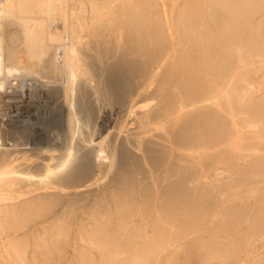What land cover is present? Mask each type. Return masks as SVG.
I'll use <instances>...</instances> for the list:
<instances>
[{
	"label": "rangeland",
	"instance_id": "obj_1",
	"mask_svg": "<svg viewBox=\"0 0 264 264\" xmlns=\"http://www.w3.org/2000/svg\"><path fill=\"white\" fill-rule=\"evenodd\" d=\"M219 1L220 6L215 0H119L82 14L85 26L80 35L86 44L81 56L94 66L86 69L91 75L83 85L84 113L90 124L85 139L97 136L98 117L105 115L112 131L103 147L111 162L100 173L95 170L96 179L85 189L81 183L93 175V166H84L73 176L65 195L30 201L8 220L10 234L17 236L12 244L26 255L28 264H237L243 259L248 236L264 233V106L253 114L260 122L258 135L245 130L242 137L248 136L242 142L235 140L229 128L232 107L219 100L213 113L189 111L174 118L169 141L167 126H158L161 138L149 144L145 165L127 149L137 142L130 131L139 126L141 109L152 111V119L158 121L167 110L217 95L224 77L238 69L240 56L264 50V0ZM9 29L5 35L9 62L35 67L37 50L25 45L16 28ZM170 41L173 63L157 80L159 86L169 81L167 91L157 87L151 105L148 96L137 95V89L152 76ZM143 48L145 61L137 58ZM53 51L49 57L53 63L44 77L48 105L60 95L65 81ZM117 56L122 58L114 83L107 90L105 106L99 107L91 94L95 89L102 92L99 80ZM54 125L47 131L60 130L63 119ZM247 152L253 153L252 163L239 165L238 157ZM120 153L123 167L134 179L133 184H124L122 192L121 184H111ZM11 154L12 150H0V158L6 161ZM218 167L231 172L230 177L195 189L188 184ZM151 179L158 184H150ZM42 221L51 223L43 231H29Z\"/></svg>",
	"mask_w": 264,
	"mask_h": 264
},
{
	"label": "bare ground",
	"instance_id": "obj_2",
	"mask_svg": "<svg viewBox=\"0 0 264 264\" xmlns=\"http://www.w3.org/2000/svg\"><path fill=\"white\" fill-rule=\"evenodd\" d=\"M96 1L2 0L0 9V138L2 141L0 150H12V154L7 161L3 159V156L0 158V264H28L26 255L14 243L12 244L14 242L13 239H16L17 236L10 234L7 224L8 220L14 218L17 209H20L21 206H26L30 201L43 199V197L65 195V186L68 187V184H72L73 176L84 166H93V169H91V174L93 173V175L81 183L85 189L88 184H91L96 179L94 178L97 174L96 171L100 173V170L111 162L109 154L103 147L105 140H107L112 131V127L107 124L108 122H105V115L102 114L104 119L100 115L98 117L97 136L94 139H85V131H88L90 124L86 121V116L88 115L85 116L84 113L85 106L82 95L83 85L87 82L88 75H91L90 70L87 71L86 69L90 68L91 65L88 66L84 56H81L84 54H81V49L86 44H84L86 38L80 35L84 30L81 32L82 25H84V22L82 23V14H87L89 10L101 9L104 5L113 4L119 0H100L96 4L97 6H93ZM221 3L219 0H215V4L218 6ZM213 17L211 13L209 15L211 21H213ZM109 19L107 18V21H110ZM87 21L85 20L86 23ZM9 28H16L22 36L25 45L27 44L28 47L34 46L37 50V54L35 55L34 53L37 56L35 67L9 62L5 52V35L8 33L7 30ZM11 36H14V34ZM148 45L151 48L153 43L149 42ZM172 45L173 42L170 41L168 46H165L163 60L153 71L152 76L143 81L137 89V95L148 96L147 100H150L151 105L154 104L153 101H156V96L153 97V95L157 91V87H162V89L166 90V86L169 84L167 80L163 83V86H159L160 84L157 80L162 72L166 74L171 69L173 63ZM52 49L55 51L53 59L55 61L56 58V65L57 63L60 64L65 81L61 84L58 83L63 85L60 88L61 93L58 96H54L51 104L48 105L46 96L49 89L47 90L48 81L45 82V74L53 63L49 59L52 56L50 55ZM33 50L28 51L32 52ZM56 53H59V56ZM121 58L118 56L117 58H112L111 67L106 63L108 68L106 67V72L104 71L103 80L98 77L99 81H102V92L95 89L91 97L94 98L99 107L104 105L103 103L106 101L107 90H110L114 83L116 76L114 71ZM137 58L142 61L147 59L145 48L141 50ZM94 59L96 60V58ZM98 61H101V59L99 60L98 58ZM100 63L103 65L102 62ZM91 67L93 68L94 66ZM239 74L241 75L240 78L238 77ZM92 79L94 80L93 77ZM98 84L100 83L98 82ZM92 86L90 85V87ZM219 89L220 93L217 95L205 97L187 105H180L179 109H175L172 112L165 111L158 121L155 118L152 119V111L141 109L142 116L141 118L137 117L138 120L141 119V122L138 121L139 126L130 131L133 135H136L135 137H138V139L135 138L137 140L136 144L134 142L131 146L129 144L130 147L127 146L130 154L136 161L138 160L145 165L150 152L149 144L152 145L155 137L159 136L158 132H156L158 126H167L165 137L169 141V128L174 118L189 111L213 113L216 111L219 100L232 107L229 128L236 141H243V138L248 134L245 133L244 137H242L245 130L254 135V137L257 136L260 130V122L258 123L254 120L253 114L258 108L261 111L264 106V50L240 56L238 69H233L224 77ZM61 118L63 119V126L60 130L64 129V132L60 130L55 132L53 130L47 131L49 127L55 128L54 124ZM247 147L250 149V146H246V149ZM252 155L253 153L250 152L242 153L238 157L239 165L252 163ZM124 164L125 162L120 153L116 179L114 178L111 181V184H121L120 192L123 191L124 184L134 183L132 182L134 180L133 175L129 169L123 167L125 166ZM230 175L231 172L226 173L225 168L218 167L208 175H201L188 184L195 189L199 184L218 183L228 179ZM98 180H101V178ZM150 181V184H158L157 179H151ZM51 198L49 197L48 199ZM51 221L39 222L30 227L29 231L32 233L43 231ZM263 236L264 233L259 235L250 234L248 236L243 259L237 264H264V242L260 243ZM21 241L23 242V240ZM38 246L41 245L38 244Z\"/></svg>",
	"mask_w": 264,
	"mask_h": 264
},
{
	"label": "built area",
	"instance_id": "obj_3",
	"mask_svg": "<svg viewBox=\"0 0 264 264\" xmlns=\"http://www.w3.org/2000/svg\"><path fill=\"white\" fill-rule=\"evenodd\" d=\"M2 0H0V9H1ZM59 56V53H56Z\"/></svg>",
	"mask_w": 264,
	"mask_h": 264
}]
</instances>
